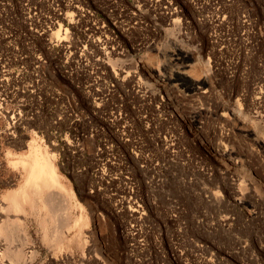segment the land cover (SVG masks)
Instances as JSON below:
<instances>
[{
  "label": "rangeland",
  "instance_id": "obj_1",
  "mask_svg": "<svg viewBox=\"0 0 264 264\" xmlns=\"http://www.w3.org/2000/svg\"><path fill=\"white\" fill-rule=\"evenodd\" d=\"M0 166V264H264V0H0Z\"/></svg>",
  "mask_w": 264,
  "mask_h": 264
},
{
  "label": "bare ground",
  "instance_id": "obj_2",
  "mask_svg": "<svg viewBox=\"0 0 264 264\" xmlns=\"http://www.w3.org/2000/svg\"><path fill=\"white\" fill-rule=\"evenodd\" d=\"M177 56H175V60L176 61H182L184 60L185 56H183L182 53H178L176 54ZM185 66H190V65H185ZM184 68V67H183ZM173 75V74H172ZM176 75L178 76H181L179 77L180 78H184V77H187L188 78V70H179L177 71ZM172 80V79H171ZM189 81V82H188ZM187 83L191 86V89L193 88L194 90H199V89H208V85L209 83L207 82V79L206 78H202V79H198V80H188ZM190 88V87H189ZM14 116H11V122L14 124L16 122L17 119H13ZM1 167V166H0ZM43 168L45 169V171L47 172V169L45 168L44 165H42V163L40 162V164H38V167L35 168V171H40L43 170ZM250 173V172H249ZM48 174V173H47ZM246 176V175H245ZM248 178V177H247ZM246 181V180H244ZM244 181H241V182H244ZM246 183V186L247 188L253 193V187L254 184L257 186H261L262 185V182L260 181V179H258L257 177H251V179L249 178L248 182H245ZM5 226V224H4ZM8 227V226H7ZM6 227V229H7ZM8 230V229H7ZM6 231V230H4ZM7 232V231H6Z\"/></svg>",
  "mask_w": 264,
  "mask_h": 264
}]
</instances>
